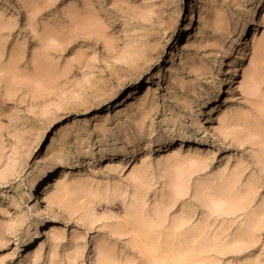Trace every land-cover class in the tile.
Returning <instances> with one entry per match:
<instances>
[{
    "label": "rangeland",
    "instance_id": "374dc122",
    "mask_svg": "<svg viewBox=\"0 0 264 264\" xmlns=\"http://www.w3.org/2000/svg\"><path fill=\"white\" fill-rule=\"evenodd\" d=\"M0 264H264V0H0Z\"/></svg>",
    "mask_w": 264,
    "mask_h": 264
},
{
    "label": "bare ground",
    "instance_id": "6f19581e",
    "mask_svg": "<svg viewBox=\"0 0 264 264\" xmlns=\"http://www.w3.org/2000/svg\"><path fill=\"white\" fill-rule=\"evenodd\" d=\"M230 80V79H229ZM216 85V84H215ZM211 88H212V86H211ZM215 88H219V84H217L216 86H214V89ZM219 91V90H218ZM209 92V91H208ZM207 92V93H208ZM216 92V91H215ZM212 94V93H211ZM210 95V94H209ZM205 96H207V95H205ZM205 99V98H204ZM163 146V145H162ZM78 164V163H77ZM76 166V165H75ZM52 169L53 168H51L49 171H52ZM48 171V170H47ZM44 177V176H43ZM48 177H49V175H48ZM56 184V183H55ZM54 184V186H53V183L52 184H50V185H48V187L44 190V195L46 196L47 194H49L50 193V191H51V189H52V187L54 188L56 185ZM63 197V193L62 192H59V193H57L52 199H51V202H57V201H60V200H62L61 198ZM38 228H36V230L33 232V233H31V236L32 237H34V236H36V233L38 232V230H37ZM178 262H180V261H178Z\"/></svg>",
    "mask_w": 264,
    "mask_h": 264
}]
</instances>
